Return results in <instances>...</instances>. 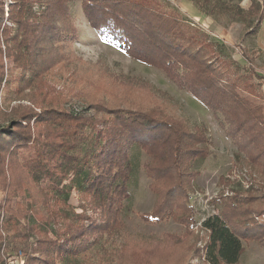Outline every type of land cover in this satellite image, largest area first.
<instances>
[{
	"label": "rangeland",
	"instance_id": "1",
	"mask_svg": "<svg viewBox=\"0 0 264 264\" xmlns=\"http://www.w3.org/2000/svg\"><path fill=\"white\" fill-rule=\"evenodd\" d=\"M12 1L4 0L3 4L0 3L4 8L5 16L8 11L18 9V3ZM164 1L167 2L166 6H163L166 11L177 10L182 22L199 27L204 33H208V41H219L223 44V48L217 46L218 50L214 45L211 46L206 55L213 67L222 75V79L217 80L218 85L224 84L228 76L237 81L241 79L242 83L237 85L236 93L249 97L254 105H261L264 112V21L259 30H255L258 14H252L254 25L250 27L247 22L241 20H233L219 14L213 16L202 13L194 5L193 0ZM234 1H238L240 7L248 10L254 0ZM256 1L264 5V0ZM47 3L48 0H33L36 10ZM50 8L52 12L51 14L48 12L47 17L54 20L51 25L57 34L54 39L48 37L47 40L51 45L40 48L39 54L33 53L25 57L20 53L18 43L9 46L12 42L7 40L12 34L16 35L17 29L15 30L16 25L12 23L13 18L12 21L10 19L3 21L11 27V30L9 33L0 34L2 43L0 70H4L2 84L8 83L6 81L8 74L17 75L22 72L29 78L21 84L15 81L14 86L19 89L12 90L8 98L3 99L4 94L0 93V108L12 113L10 117L0 116V127L11 121L13 111L16 110L15 106L20 103L30 105L35 113L39 112L42 115L46 113L47 107L71 110L73 113H78V120L83 117L80 114L89 113V116L93 115L94 118L99 119V124L84 127L81 133L82 143L71 149L79 157L84 168H91V172L102 174L104 168H101L100 161L112 160L113 163L115 159L106 157L96 160L93 154L86 155L85 150L92 149L88 147H91L90 144L95 141V137L99 140L101 135L99 131L104 130L105 127L109 126L112 131L108 134L103 133L100 141L105 143L114 140L116 130L119 131L117 125L123 119L104 110L87 111L86 107L89 104L104 101L116 111H130V115H135L141 110L154 109L167 118L176 117L178 119L176 121L184 123L189 128L205 125L211 142V153L205 159L197 158L192 163L200 174L193 180L194 188L190 192V204L194 206L195 222L191 227H187L173 217L161 221L144 219V213L150 212L153 208L156 194L150 188L152 179L143 166L150 157L146 150L133 146L129 152L133 167L129 179L130 196L123 200V208L120 211L122 226L111 234L99 231L100 225L108 218V213L104 211L103 201L95 195H87L79 189L71 188L69 202L61 203L54 199L55 194L47 191L51 189L49 182L38 183L32 175L15 177L21 175L20 172L14 176V179L12 175L8 179L1 178L0 168V235L2 234L4 239L8 237L5 228L8 217L6 210L20 211L22 225L31 227L27 239L32 242V247H36L37 241L50 238L58 242L63 241L64 236L69 238L70 233L77 228L80 229L77 232L78 237L73 240L76 254L66 259L60 251L55 250L54 253L47 251L39 255L42 260L51 258L57 264H71V261L76 260L80 264H134V252L137 254L138 250L144 249L142 246L149 244L156 251L161 249L154 257L156 264H180V254L185 252L188 242L192 244L194 241L200 250L198 253L195 251L188 253L187 261L183 264H210L204 250L209 232L203 228L202 222L207 217L222 212L221 201L215 199H219L221 195H232L235 189H240L242 192L250 189L262 195L264 175L248 162L249 159L246 158L244 151L228 133L226 129L228 124L226 123L225 126L221 124V121H225L221 112H214L189 91L181 89L163 69L134 58L116 43L105 39L89 24L82 9V0H56ZM11 15L18 18L23 13L11 12ZM38 17L39 15L32 21L36 23ZM63 18L65 20H62ZM49 28L52 29L51 34H54L53 28L51 26ZM34 36L32 31L28 33V39H34ZM59 44L63 46L62 49ZM33 60L50 65L38 69H34L38 66L25 65ZM32 69L35 73H31ZM85 109L86 111L83 112ZM18 113L24 114L25 111L20 108ZM127 115L129 114L122 113L124 117ZM53 121L54 124L47 123L45 127L60 131L58 122L55 119ZM102 121H105V125ZM241 122L248 127L258 128V123L255 124V121L254 124H250L249 120ZM30 123L32 125L31 121ZM262 123L264 127V121ZM52 135H54L52 139L57 140L55 134ZM71 175L64 180L65 185L70 184ZM13 181L15 185L10 188L9 185ZM15 191L19 194L12 196ZM65 212L74 223L68 219ZM52 213L51 223H46L45 220ZM52 225L56 229V235L43 232L46 231L43 229ZM187 229L193 231V234L185 243H177L172 245L173 247L170 245L161 247L160 242H157L166 232L184 235ZM243 244L245 250L237 264H264V248L260 244L256 241H243ZM22 245L15 248L5 239L0 244V261L5 260L8 264L13 262L24 264L30 251H23ZM47 247L45 244L41 249Z\"/></svg>",
	"mask_w": 264,
	"mask_h": 264
},
{
	"label": "trees",
	"instance_id": "2",
	"mask_svg": "<svg viewBox=\"0 0 264 264\" xmlns=\"http://www.w3.org/2000/svg\"><path fill=\"white\" fill-rule=\"evenodd\" d=\"M55 1L48 0L47 5L36 10L33 0H13L12 3H18V9L8 11L5 16L2 6L4 0H0L2 3L0 4L2 8L0 34L9 33L11 30L10 26L3 23L4 19L13 18L11 21L16 25L15 30L17 29L16 35L12 34L7 40L12 42L9 46L18 43L20 53L27 57L33 53L39 54L40 48L49 45L48 37L54 39L57 34L52 27L54 20L47 17L48 12L51 14L50 7H53ZM193 1L202 13L213 16L219 14L233 20H241L247 22L250 27L254 25L252 14L256 13L258 18L254 25L255 30H259L264 21V5L256 0L252 1L248 10L240 7L238 1L234 0ZM165 3L167 2L164 0H82V9L89 24L105 39L116 43L134 58L163 69L181 89L189 91L214 112H221L225 117V121H221V124L224 126L228 124L226 126L228 133L244 151L246 158L249 159L248 162L264 175L263 107L259 104L254 105L249 97L236 93L237 85L242 83L241 79L237 81L228 76L224 80L225 85H218L217 80L222 79V75L213 67L206 55L211 46L214 45L218 50L217 46L223 48V44L219 41H208V33H204L199 27L182 22L179 12L174 8V10L166 11L163 7ZM11 12L23 13V15L14 18ZM37 15H39L38 21L34 23L32 20L36 19ZM50 26L54 34H51ZM46 28H48L47 31H45ZM30 31L35 35L34 39H28ZM59 45L62 49L63 46ZM1 54L0 41V56ZM25 65L38 66L34 67L38 69L47 68L50 64L33 60ZM3 76L4 70H0V93L4 94L3 99L8 98L12 90L19 89L14 86L15 81L21 84L29 78L22 72L17 75L8 74L6 77L8 83L3 85ZM15 107L11 121L0 127L1 178L8 179L12 175L14 179L32 175L38 183L49 182L51 189L47 191L55 194L53 197L56 201L65 204L70 200L71 188L79 189L87 195H95L103 201L104 211L108 213V218L100 225L99 231L111 234L122 226L119 215L123 208V200L130 196L129 179L133 169L129 152L133 146H138L146 150L150 157L143 166L152 179L150 188L156 194L153 208L150 212L144 213V219L161 221L167 217H173L187 227L194 225L195 212L194 206L190 204V192L194 188L193 180L200 171L195 169L192 163L197 158L205 159L211 153V142L205 125L189 128L184 123L176 121L178 120L176 117L168 116L170 118H167L154 109L141 110L135 115H130V111H116L104 101L91 103L86 107L87 111L104 110L113 113L119 119L123 118L117 125L119 131L116 130L114 140L105 141V143L100 141L103 133L108 134L112 131L109 126L105 127L104 130L99 131L101 133L100 136L98 135L99 140L95 137V141L90 144L91 147H88L92 149L85 150L86 155L93 154L96 160L106 157L115 159L113 163L112 160L100 161L104 171L102 174H95L91 172V168H84L81 165V160L71 148L82 143L83 128L87 125L97 126L99 119L86 113L80 114L83 117L78 120V113L57 107L45 108L44 115L35 113L27 104L20 103ZM20 108L25 111L24 114L18 113ZM123 112L129 115L124 117ZM0 114L4 117L12 115L2 108H0ZM54 119L59 125L54 126H58L60 131L45 127L47 123L54 124ZM77 120L78 123H76ZM245 120H249L250 124H254L255 121V124L258 123V128L246 126L241 122ZM104 122L103 125H105ZM51 133L55 134L57 140L52 139L54 135ZM18 172L21 175L15 176ZM70 174H72L70 184L65 185L64 180ZM13 185H15L14 181L9 187L12 188ZM18 194L19 192L15 191L12 196ZM218 198L215 200L221 201L222 212L211 215L202 222L203 228L209 232V239L204 247L206 259L210 264H237L245 250L243 241H256L264 248V193L259 195L250 189L245 192L235 189L232 195H221ZM6 211L8 217L5 228L8 237L5 239L15 248L23 244V251H30L24 264H57L51 258L42 260L39 257L47 251L51 253L55 250L60 251L66 259L77 253L73 240L78 237L79 228L70 233L69 238L64 236L63 241L58 242L50 238L37 241L36 247H32V242L27 239L30 236L31 227L22 225L21 212ZM65 214L69 219L68 213L65 212ZM52 215L53 213L48 215L46 223H51ZM43 230H46L43 231L45 233L57 234L54 225ZM192 234L193 231L190 229H187L184 235L166 232L157 242H160L161 247L174 246L177 243H185ZM0 236V244H2L5 239L2 234ZM45 244L48 247L41 249V246ZM142 247L144 249L138 250L137 254L134 252V264H156L154 257L161 249L156 251L149 244ZM199 250L194 241L192 244L188 242L187 249L180 254V264L187 261L188 253L191 251L198 253ZM0 264L8 263L1 260ZM71 264H80V262L71 261Z\"/></svg>",
	"mask_w": 264,
	"mask_h": 264
}]
</instances>
